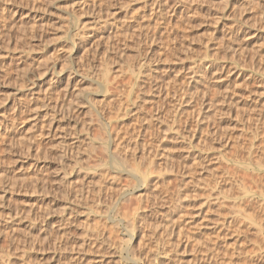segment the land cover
I'll use <instances>...</instances> for the list:
<instances>
[{"label": "rangeland", "instance_id": "374dc122", "mask_svg": "<svg viewBox=\"0 0 264 264\" xmlns=\"http://www.w3.org/2000/svg\"><path fill=\"white\" fill-rule=\"evenodd\" d=\"M0 116V264H264V0H0Z\"/></svg>", "mask_w": 264, "mask_h": 264}, {"label": "bare ground", "instance_id": "6f19581e", "mask_svg": "<svg viewBox=\"0 0 264 264\" xmlns=\"http://www.w3.org/2000/svg\"><path fill=\"white\" fill-rule=\"evenodd\" d=\"M167 3H168V2H167ZM171 4H172V3H169V4H168V9L172 8V9H170V10H172V12H173L174 15H175V14L177 13V8H176L175 6H174V7H170ZM9 6H11V5H9ZM7 7H8V6H7ZM169 7H170V8H169ZM13 8H14V6H13ZM6 10L8 11V9H5V11H6ZM11 10H12V6H11ZM3 11H4V10H3ZM12 11H13V10H12ZM16 11H17V10H16ZM173 13H172V14H173ZM177 14H178V13H177ZM112 23H114V22H112ZM87 30H88V29H87ZM83 31H84V29H83ZM84 32H85V31H84ZM88 32H89V31H88ZM79 33H80V32H79ZM79 33H77V34H79ZM81 33H82V32H81ZM81 33H80V34H81ZM81 36H82V37L84 36V38L86 37V35H85L84 33H83ZM81 36H79L80 40H81V38H82ZM77 37H78V36H77ZM4 56H5V55H4ZM2 57H3V56H2ZM6 57H7V56H6ZM54 64H55V63H54ZM215 66H216V65H215ZM206 68H207V67H206ZM102 71H103V73H102V74H103V78H104V81H105L104 83H106V82H108V81H107L108 77H111V76H110V75H111V74H110V73H111V69H110L108 66H105V68H103ZM147 71H148V70H146V72H147ZM209 71H210V70H209ZM148 72H149V71H148ZM133 73H134V72H133ZM140 73H141V72H140ZM141 74H142V73H141ZM215 74H216V73H215ZM213 75H214V74H213ZM133 76H134V75H133ZM140 76H141V75H140ZM137 77H139V74H138ZM139 78H140V77H139ZM249 78H250V77H249ZM109 79H110V78H109ZM109 79H108V80H109ZM137 79H138V78H137ZM110 82H111V81H110ZM137 82H138V81H137ZM107 85H108V84H107ZM68 88H69V86H67V90L65 89V90H66L65 93L68 92V93H69L68 95H71V93L69 92V89H68ZM65 93H64V94H65ZM72 93H73V92H72ZM33 95H35V94H31V96H30V100H32L31 102H33L34 104L40 102V99H39V98H36V96H33ZM65 95H67V94H65ZM69 97H70V96H69ZM20 99H21V98H20ZM31 102H30V103H31ZM30 103H29V104H30ZM69 104H70V102H69ZM55 105H56V103H55ZM71 105H72V104H71ZM53 107H54V106H53ZM55 107H56V108H54V109H56L57 111L55 110V112L52 114L53 116H50V117H49L48 114H47L48 118L45 117V118H47L46 120H47V123H48V126H49L50 129H52V127H54V126H53V122H56V121H54L55 118H57L56 115H57V114H60V113L62 112V111L59 109V107H57V106H55ZM20 108H21V107H20ZM20 108H19V107L17 108L18 112H19ZM52 111H53V108H52ZM20 113H21V112H20ZM2 117H3V116H2ZM2 117L0 116V132H1V131H4V129H3V125H5L4 123H7V122L3 121V118H2ZM35 117H36V115H35ZM51 117H53L54 119L51 118ZM37 118H38V117H37ZM35 119H36V118H35ZM37 121H38V120H37ZM44 122H45V121H44ZM42 123H43V122H42ZM43 124H44V123H43ZM41 125H42V124H41ZM45 125H47L46 122H45ZM41 127H42V126H41ZM41 127H40V128H41ZM43 127H44V126H43ZM44 130H45V127H44ZM49 131H50V130H49ZM5 132H6V130H5ZM0 134H1V133H0ZM44 134H45V133H44ZM44 134H43V136H44ZM47 134H48V133H47ZM47 134H46V135H47ZM73 149H74V148H73L72 146H69V145H68V146H66L65 148H63L62 152H60V154H61V155H60V156H61L60 158L62 159V162H63L62 164H63L64 166H69V165H70V163H71V161H72L71 158L73 157L72 155H73V153H74V152H73ZM60 151H61V150H60ZM58 152H59V151H58ZM79 155H80V154H79ZM83 155H84V154H83ZM71 156H72V157H71ZM79 157H80V156H79ZM81 157H82V156H81ZM76 159H78V162H79L80 159H79V158H76ZM76 159H75V160H76ZM81 159H82V158H81ZM78 162H77V163H78ZM79 163H80V162H79ZM79 163H78V164H79ZM261 165H262V164H261ZM261 165H259V167H260ZM261 167H263V165H262ZM259 169H264V167H263V168H259ZM261 171H262V170H261ZM134 173H135V174H138L142 179H144L143 181H146V179H147L148 176H149L148 173H144L145 175H144V174H141V173L139 172V169H138V168H134ZM262 173H263V172H262ZM262 176H263V174H262ZM149 177H150V176H149ZM261 178H262V181H263V177H261ZM261 178H260V179H261ZM147 180H148V179H147ZM124 193H125L126 196L128 195V194L126 193V191H124ZM123 196H124V195H123ZM262 198H264V193H263V197H262ZM124 199H125V197H124ZM122 200H123V199H122ZM236 202H237V201H236ZM238 202H239V200H238ZM240 202H242V201H240ZM243 202H244V201H243ZM243 202H242V203H243ZM234 203H235V202H234ZM260 203H261V205L263 204V202H260ZM236 204H237V203H236ZM239 205H242V204H239ZM260 207H261V206H260ZM262 208H263V207H262ZM261 210H262V209H261ZM262 215H263V216H262L261 219H260L261 222H259L260 220L258 221V220H256V219H253L252 217H250V218L248 217L249 219H253V220H256V221L259 222V223H255V222L253 223V222H251V225H252V223L255 225V227H256V229H257V232H256L255 230H253V228H254L253 225H252V226H253L252 230L255 231V233H257V234H258V232H259L260 235H261V234L263 235V233H264V210H263V214H262ZM234 219H235V218H234ZM249 219H248V220H249ZM227 222H229V225H230V221H227ZM231 222H232V221H231ZM233 222H234V221H233ZM233 222H232V223H233ZM232 223H231V224H232ZM226 224H227V223H226ZM229 225H228V227H229ZM232 225H233V224H232ZM232 225H230V226L232 227ZM234 225H235V223H234ZM225 227H226V226H225V223H224V224H223V229H224V233L226 234V232H228L229 229L227 228L228 230H226ZM232 228H233V227H232ZM230 229H231V228H230ZM248 231H250V230H248ZM253 233H254V232H253ZM227 234H228V233H227ZM257 234H256V236H259V235H257ZM262 235H261V236H262ZM263 237H264V236H263ZM133 238H134V237H133ZM260 255H261V253H260ZM257 256H258V255H257ZM253 257H254V256H253ZM258 258H259V257H258ZM252 259H253V258H251V260H252ZM254 259H255V257H254ZM254 259H253V261H254V264H255V261H256V260H254ZM134 260H137L135 256H134ZM262 260H263V259H262ZM257 261H259V260H257ZM7 263H8V261H7ZM7 263H6V264H7ZM251 263H253V262L251 261ZM4 264H5V263H4ZM9 264H11V263L9 262Z\"/></svg>", "mask_w": 264, "mask_h": 264}]
</instances>
